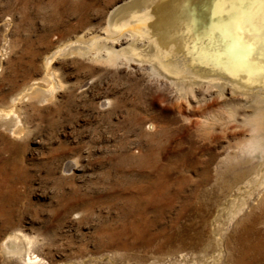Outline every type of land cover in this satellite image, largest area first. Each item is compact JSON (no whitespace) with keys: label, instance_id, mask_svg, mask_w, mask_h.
<instances>
[{"label":"rangeland","instance_id":"rangeland-1","mask_svg":"<svg viewBox=\"0 0 264 264\" xmlns=\"http://www.w3.org/2000/svg\"><path fill=\"white\" fill-rule=\"evenodd\" d=\"M125 1L0 0V233L31 239V264H193L186 236L222 223L236 196L220 235L264 229L250 194L212 214L220 178L241 159L243 125L226 111L255 115L254 91L205 77L180 90L144 57L102 56L98 44L125 32L106 11ZM155 174L172 194L134 213L135 183Z\"/></svg>","mask_w":264,"mask_h":264},{"label":"bare ground","instance_id":"bare-ground-1","mask_svg":"<svg viewBox=\"0 0 264 264\" xmlns=\"http://www.w3.org/2000/svg\"><path fill=\"white\" fill-rule=\"evenodd\" d=\"M178 3L179 0H126L120 6L118 5L107 10L105 19L109 27L111 26L113 30L122 28L125 32L117 31L120 32L118 36H108L102 32V37L103 35L104 37L105 35L108 37L104 38V44L102 42L98 44L99 52H101L102 56H113L117 52L118 58L131 60L133 58L144 57V59H147L148 64L156 70H160L165 74L175 75L177 80L174 76L173 79L175 80H172V83L180 90L182 87H187L188 80L192 78L196 79L195 77H201V79L205 77L212 80H222L231 86L232 84L241 86V90L242 88L248 89V91L250 89L254 91L252 95L259 102H264V80L255 77L250 78L245 75H240L239 78L229 75L217 67L216 64L212 63L202 51L194 49L196 35L198 34H194L193 36L184 34L185 20L181 15ZM201 3L204 7L199 15L200 33L203 32L205 27L210 29L212 26L213 21L207 11V5L212 4L214 6L215 0H201ZM101 29L105 30L103 26ZM125 37L129 39L121 45L120 50L114 51L110 47L111 42H118ZM133 38H139L141 41L137 42V39V43L135 40V43H133ZM116 39L118 40L116 41ZM81 41L82 39L78 38L77 42ZM200 47L203 49L205 45H201ZM91 52L96 53V50L92 49ZM111 56L110 58H112ZM255 70L250 69V71ZM194 79L191 81H194ZM218 83L220 84V82ZM217 84L215 85L217 86ZM32 85L30 81L26 82L23 86V92H31ZM194 90L196 91V94H194L196 98H200L202 93L206 92L204 84L195 87ZM257 102L255 105L257 108L254 110L255 115H246L233 109L226 111L229 117H236L240 125H243V130L238 134L239 144H237L241 151V159L232 170H228L220 178L219 184L221 190L219 189L218 191L219 196L217 201L212 204L214 205L212 207V214L216 213L218 209L216 204L218 202L228 203L230 197L237 193H243L245 197L250 194L248 202L251 203V206H256L257 208L253 218L254 221L259 220L258 217L264 211V105L257 104ZM144 178H142L141 182L135 183V192L132 191L133 194L128 197V200L130 198V202H128L129 207L133 211L135 210L134 213L141 210L142 205H149L155 208L156 203L161 201L165 203L168 196L172 194L164 188L166 181L159 174L153 175L148 182ZM233 197L235 198V196ZM236 198V205L231 206L227 204L228 207L231 206L229 209L225 207L227 209L225 210L223 221L225 225L226 223L228 224L232 215L238 211V204H241V198H238V196ZM133 222L131 220L126 222L131 232H133L134 228ZM223 222L207 221L204 233L194 231L186 236L189 243L187 249L192 252L191 261L193 264H247L250 261L256 260V257L259 258V255L264 253L263 228L253 229L250 226L251 222L250 224L249 222H247L248 224L245 222L246 224H241L234 233L229 234L227 232L226 234L225 232L220 235V229L225 226ZM231 240H233L232 244L230 243ZM30 242L31 239L15 229H6L1 232L0 264H31L36 262L38 257L30 253ZM245 253L250 254V257L240 259V256H244L243 254Z\"/></svg>","mask_w":264,"mask_h":264},{"label":"snow or ice","instance_id":"snow-or-ice-1","mask_svg":"<svg viewBox=\"0 0 264 264\" xmlns=\"http://www.w3.org/2000/svg\"><path fill=\"white\" fill-rule=\"evenodd\" d=\"M178 7L185 20L184 34H198L195 50L229 75L264 80V0H215L214 6L207 5L212 26L202 33L201 0H179Z\"/></svg>","mask_w":264,"mask_h":264}]
</instances>
